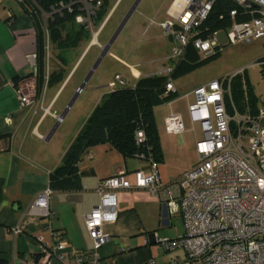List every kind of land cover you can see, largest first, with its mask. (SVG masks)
<instances>
[{
	"label": "crops",
	"instance_id": "1",
	"mask_svg": "<svg viewBox=\"0 0 264 264\" xmlns=\"http://www.w3.org/2000/svg\"><path fill=\"white\" fill-rule=\"evenodd\" d=\"M112 1L114 0L107 1L106 10ZM122 1L115 0L108 12L111 14ZM135 2L137 0H129L126 11L130 6L132 8ZM186 2L187 0H138L135 9L123 20L122 27L130 18L137 15L134 24L139 23L137 29L140 30L141 38L150 32L152 35H161L164 39L172 41L163 34L160 25L175 17ZM37 18L17 0H0V259L6 264H29L38 255L36 238L42 237L43 244L50 248L53 244L52 233L59 232L66 242L68 264H72L77 256L83 255L98 258L100 264H145L150 259L153 260V264H166L171 260L182 262L185 257L184 251L177 249L166 252L158 244L161 239H177L183 236L185 230L180 211L170 214L164 204L147 189L136 188L135 172L141 170L150 173V166L146 161L124 157L108 144L96 145L82 155L77 164L79 189L53 191L49 200L50 217L39 218L29 214L33 200L48 186L50 174L60 165L64 154L93 109L111 92L110 89H103L104 87L92 86L90 91L94 93L92 98L94 101L89 111L83 114L82 121L63 139L55 138L60 123H64V118L60 122L57 121L52 129L51 127L57 120L56 117L65 112L60 115L61 107L70 98V102H76L79 95L84 93L78 86L85 73L77 77L76 74L85 52L75 62L67 59L62 63L61 59H58L59 61L56 59L55 70L49 72L50 69L46 66V45L49 46L50 42L46 43ZM105 23L104 21L101 26ZM39 31L45 55V79L53 72H57L60 79L48 87L44 83L42 92L36 96L33 105L22 108L16 91L34 78L33 69H36L40 48ZM91 44H98L97 37L92 38ZM172 44L174 45L173 41ZM172 44L170 43L171 48ZM111 54L130 67L132 82L126 80L130 84L139 77L156 75L168 67L167 65L159 69H150V72H141L115 54ZM34 55L35 64L32 67L28 59ZM56 57L60 58L58 54ZM168 57L162 60L166 62ZM186 74L176 79L172 78L175 98L154 107L153 110L162 153L158 173L164 185L176 181L197 164L196 162L190 166H170L167 154L178 152L185 146L196 150V142L203 139L200 124L191 122L187 110L188 104L194 102V97L184 96L212 80L204 84H191L189 91L181 96L182 89L178 81ZM40 96L41 106L38 105ZM61 98L64 105L59 104ZM170 112L182 118L184 132L180 135H169L164 130V118ZM195 127L198 128V135L194 134ZM177 139L181 142H177ZM88 154L91 158L87 157ZM121 172L124 173L130 187L116 192V220L102 225V232L108 239L95 250L85 227L84 216L99 203V197L95 192L97 185ZM16 230L20 232L16 234ZM159 252L165 253V256L159 258ZM53 264L58 263L54 261Z\"/></svg>",
	"mask_w": 264,
	"mask_h": 264
},
{
	"label": "built area",
	"instance_id": "2",
	"mask_svg": "<svg viewBox=\"0 0 264 264\" xmlns=\"http://www.w3.org/2000/svg\"><path fill=\"white\" fill-rule=\"evenodd\" d=\"M17 1L26 3V0ZM40 1L28 0L27 3L39 19L47 44L49 23L66 13L75 12V24L90 30L93 38L104 27L102 25L98 32L92 31L102 7L101 0H58L47 10L40 7ZM230 1L247 19L235 22L237 10L229 12L232 22L226 28L229 42L250 43L264 38V0ZM215 2L187 0L175 17L160 25L163 34L174 43L166 59L168 67L158 73L168 76L166 94L175 93L169 77L173 72L172 64L183 60L189 46L203 59L221 50L216 31L205 37L200 36V28ZM28 60L34 67L35 55ZM33 70L34 78L16 91L22 108L32 106L35 100L36 69ZM235 75H243V70ZM235 75L212 81L184 96L194 97V102L188 104V114L191 122L200 124L203 132V139L196 142L198 159L192 169L176 181L164 185L158 173L159 164L150 157L146 158L143 153L136 152L134 155V158L146 161L150 166V173L141 170L135 172L136 188L147 189L170 214L181 213L185 230L183 236L161 239L158 244L166 252L181 249L185 257L182 262L171 260L166 264H264V109L259 110L255 117L241 115L236 109H233L232 116L228 114L225 97L230 98L231 79ZM129 85L124 78L115 75L108 88L113 91ZM56 119L61 121L60 117ZM164 130L169 135L182 134L184 126L181 116L172 112L166 115ZM134 138L138 150L145 146L146 136L142 128L136 129ZM87 157L91 158L89 154ZM129 187L121 172L101 181L95 188L99 203L84 216L85 227L95 250L108 239L102 232V225L116 220V192ZM52 194L49 186L41 191L33 200L29 214L39 218L50 217L49 200ZM19 232L15 231L16 234ZM52 238L50 248L43 244L42 237L36 238L38 255L29 264H53L54 261L68 264L62 234L54 232ZM72 264H100V261L96 257L83 255L77 256ZM145 264H153V260Z\"/></svg>",
	"mask_w": 264,
	"mask_h": 264
},
{
	"label": "trees",
	"instance_id": "3",
	"mask_svg": "<svg viewBox=\"0 0 264 264\" xmlns=\"http://www.w3.org/2000/svg\"><path fill=\"white\" fill-rule=\"evenodd\" d=\"M57 1L41 0L39 5L43 10H47L49 6ZM107 1L101 0L102 7L95 21L103 16ZM27 2L28 0L22 5L31 15L37 17ZM233 9L238 12L235 22L247 19V16L244 18L241 10L232 1L216 0L207 20L200 28V36L205 37L220 28L226 29L229 27L232 22L228 14ZM74 17L75 12L66 13L62 18L55 17L54 21L48 25L49 42L61 52L75 44L70 38L71 32L77 27L82 28L75 24ZM38 38L40 48L36 60V96L41 94L44 83L48 87L60 79V75L57 72L49 74L45 79V55L42 49L43 42L40 31ZM212 57L204 59V61H208ZM60 59L62 63L65 62V58ZM198 59L197 52L193 47L189 46L183 60L172 64L173 72L169 77L172 79L188 73L201 63L198 62ZM260 63H264V58L261 59ZM261 66L262 74H264V64H261ZM167 79L168 76L158 74L139 77L133 84L129 83V86L117 88L104 96L93 109L84 126L67 149L60 165L50 174L48 186L51 190L71 191L79 189L80 182L77 175V164L88 149L99 144H108L124 157L134 158L136 152L143 153L146 158L150 157L153 161L160 164L162 162V153L153 110L154 107L175 98V93L166 94L165 92ZM225 101L226 110L231 116L233 115V109H236L241 115L249 114L252 117L257 116L259 112L257 99L248 84L245 74L235 75L231 79L230 98L226 96ZM262 108H264V105H262ZM139 127L144 130L146 144L138 150L135 145L134 134ZM0 264L6 263L0 259Z\"/></svg>",
	"mask_w": 264,
	"mask_h": 264
},
{
	"label": "rangeland",
	"instance_id": "4",
	"mask_svg": "<svg viewBox=\"0 0 264 264\" xmlns=\"http://www.w3.org/2000/svg\"><path fill=\"white\" fill-rule=\"evenodd\" d=\"M114 1L110 3L109 8L105 10L103 16L93 24L92 31L97 32L101 24L104 21L106 22L97 36L98 44H91L93 36L90 30L77 27L71 32L70 38L75 42L72 47L61 52L50 43L46 51V66L50 69L49 72L55 70L57 66L56 59H72V62H75L82 53L85 52L76 74L77 77L85 73L78 87L88 78L81 89V92L84 90V93L79 95L77 101L73 102L69 108L68 105L70 104L71 98L65 105L64 102H62L63 98L59 101V104L64 105L60 109V115L68 109L63 120L64 123H60L56 131L55 138H59V140H61V138L63 139L72 131L73 127H76L82 121L83 114L85 115V113L89 111L94 101L92 100L94 93L90 91L92 86L104 87L103 89L108 90L109 88H106V85L115 75L121 76L125 80L130 81V83L132 82L130 67L114 58L111 53L123 59L128 64L133 65L141 72H150V69H159L168 65V63L162 59L171 54L172 46L170 43L172 44V41L164 39L161 35H152L150 32L145 37L141 38L140 30L137 29L139 23L136 25L134 24L137 15L130 18L127 24L120 29L108 53L101 56L102 47L108 45L131 10V6L127 11L125 9L129 0H123L119 3L120 5L118 4L119 7L110 14L108 11H110ZM107 17L108 19L106 21ZM226 31L227 30L223 28L216 31V37L221 46V50H219L217 55L208 61H204L202 56L197 53L199 58L198 62L201 63L179 79L178 84L182 89L180 95L183 96L186 94L191 84H204L211 80L215 81L231 77L243 70V74L247 76L248 84L257 99L259 110L264 109L262 108V105H264V74H262V66L260 65L261 59L264 58V38L250 43L239 42L231 44ZM57 54L60 58L56 57ZM38 105H42V96H40ZM56 123L57 120L54 122L51 129ZM194 134L198 135L197 127H195ZM191 136H193V134H191ZM179 141L180 140L177 139V142ZM197 159L196 150L187 146L181 147L178 152H170L167 154V160L170 166L194 165ZM158 256L161 258L165 256V253L159 252Z\"/></svg>",
	"mask_w": 264,
	"mask_h": 264
},
{
	"label": "water",
	"instance_id": "5",
	"mask_svg": "<svg viewBox=\"0 0 264 264\" xmlns=\"http://www.w3.org/2000/svg\"><path fill=\"white\" fill-rule=\"evenodd\" d=\"M138 2V0H137ZM137 2H135V4L133 5V7L131 8V10L129 11L128 15L132 13V11L135 9V6L137 4ZM123 23L121 24V26L118 28V30L116 31V33L114 34L113 38L110 40V42L108 43L107 46H105L102 50V54L101 56H103L104 54L108 53L110 45L113 43L114 39L116 38L118 32L120 31L121 27H122ZM88 78H86V80L84 81V83L87 81ZM84 83L80 86V89H82V87L84 86ZM80 91V90H79ZM73 101V100H72ZM72 102H70V104L68 105V108L71 106ZM66 111L60 116V119L64 118Z\"/></svg>",
	"mask_w": 264,
	"mask_h": 264
}]
</instances>
